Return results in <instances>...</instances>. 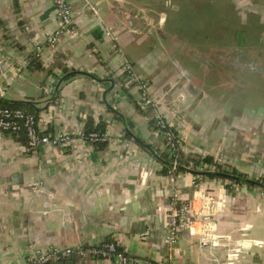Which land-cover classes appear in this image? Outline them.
<instances>
[{
  "label": "crops",
  "instance_id": "1",
  "mask_svg": "<svg viewBox=\"0 0 264 264\" xmlns=\"http://www.w3.org/2000/svg\"><path fill=\"white\" fill-rule=\"evenodd\" d=\"M70 2L79 35L65 34L52 48L45 40L58 26L53 0H0V95L36 102L32 115L48 135L84 130L88 117L104 120L109 142L103 149L79 140L68 147L47 145L30 151L19 135L0 136V264H19L35 247L109 242L139 258L138 264H264V195L245 184L204 178L212 202L202 196L194 199V206H203L211 220L198 222L192 230L180 229L177 243L168 242L173 201L192 200L195 175L165 173L166 164L146 146L161 157L166 150L150 126L153 115L139 109L122 89L124 59L151 79L161 112L188 151L220 162L224 149L229 157L225 164L236 169V161H242L233 149L236 136L225 139L229 130L204 126L194 112V86L178 77L166 79L173 53L164 52L160 44L146 49L155 31L152 26L165 29L170 22L175 33L169 13L177 6L167 0ZM156 13L151 26L148 17ZM136 15L140 21L135 22ZM37 45L43 47L37 57L41 68L31 71L27 65ZM155 64L162 78H153ZM71 72L75 74L61 82L56 97L47 103L58 82ZM193 113L202 124L199 130L190 119ZM251 167L264 176L263 161ZM145 231L149 235L141 236ZM71 259L75 264H117Z\"/></svg>",
  "mask_w": 264,
  "mask_h": 264
},
{
  "label": "rangeland",
  "instance_id": "2",
  "mask_svg": "<svg viewBox=\"0 0 264 264\" xmlns=\"http://www.w3.org/2000/svg\"><path fill=\"white\" fill-rule=\"evenodd\" d=\"M167 1L177 6L169 13L176 31L170 29V22L165 29L153 27L151 18L156 19L159 13L150 14L148 23L155 31L146 49L160 44L164 52L173 53L166 79L178 77L194 86L197 98L192 106L198 105L190 109L200 115L204 126L220 125L229 130L225 139L236 136L233 149L242 155V161H236L239 171L250 179L263 181L264 176L257 175L251 166L264 162V0ZM136 20L140 21L137 15ZM165 59L168 60L166 56ZM153 66L156 71L153 78H162L157 64ZM136 72L151 85L147 75L138 69ZM155 101L160 110L161 101L156 98ZM145 112L151 115L152 109ZM189 116L199 130L202 124L196 123L197 116L194 113ZM227 158L228 152L220 149L219 163L225 164ZM244 162L251 168L243 169ZM227 181L231 186L238 184ZM256 189L264 195L263 188Z\"/></svg>",
  "mask_w": 264,
  "mask_h": 264
},
{
  "label": "built area",
  "instance_id": "3",
  "mask_svg": "<svg viewBox=\"0 0 264 264\" xmlns=\"http://www.w3.org/2000/svg\"><path fill=\"white\" fill-rule=\"evenodd\" d=\"M56 7L58 26L52 31L45 40V44L55 48L60 43L63 35L69 34L71 36L79 35V29L75 25L73 7L70 0H53ZM107 35H110L111 31L107 30ZM43 47L37 45L35 47L34 55L38 57L42 52ZM123 71L125 75V84L134 85L140 93V103L143 110L152 109L153 115L157 125L160 128L166 127V119L164 114L159 110L158 104L151 92V85L149 81L143 79L136 72L133 64L128 60L123 61ZM24 130L27 136V148L28 150H37L47 145H54L58 147H68L77 141L84 142H106L109 141V135L107 132L98 133L90 132L86 134L84 130L78 132H71L67 130H59L55 135H48L41 131L38 126L37 119L30 114H27L22 109H12L0 107V136L4 134H11ZM165 143L166 147H175L177 142L181 143V139L177 129L172 125L171 129L163 131L162 135L159 131H155ZM203 178L196 176L192 181L193 190L195 191L192 200L178 203L176 199L173 201V213L169 223V235L168 242L170 245H174L178 241V232L180 229L192 230L196 227L198 222L203 220H211L208 213H205L202 208H196L194 206V199L201 198L203 196L204 201L212 202V198L206 192L205 186L202 184ZM209 206L212 204H208ZM149 231H145L141 236L149 235ZM82 259H106L111 260L117 264H138L141 260L125 253V251L118 248L113 243H93L84 246L77 247H59L52 246L46 249L33 248L32 254L29 258L19 264H51L54 262L63 261L71 258ZM145 264H161L154 261H145Z\"/></svg>",
  "mask_w": 264,
  "mask_h": 264
},
{
  "label": "trees",
  "instance_id": "4",
  "mask_svg": "<svg viewBox=\"0 0 264 264\" xmlns=\"http://www.w3.org/2000/svg\"><path fill=\"white\" fill-rule=\"evenodd\" d=\"M27 68L30 69L31 71L40 69V63L39 59L35 55H31L29 57V62L27 65ZM122 89L127 93L128 98L134 102V104L141 110V103H140V93L141 90H138L134 85H123ZM0 107L3 108H12V109H22L24 110L27 114L32 115V108L31 106L27 105H22V104H12V103H7L3 100L0 99ZM145 111V110H144ZM150 111V109L146 110ZM150 126L154 129V131H159V134L162 135L163 131L171 129L172 124L169 123L168 121L166 122V127L165 128H160L156 121L154 119L150 120ZM107 131V122L102 120L99 122H96L92 117H88L85 124H84V132L86 134L90 132H98V133H105ZM13 135H19L21 141L23 142H28L27 136L25 134V131L19 130L18 132L11 133ZM181 143L177 142V145L173 148L171 147H166V150L164 152H161L162 157L167 161V163H178L181 165H184L186 167H189L194 170H203V171H208L211 172V175L208 176H201L203 179L204 178H209V179H221V180H229L226 177L222 176V174H233L236 176H239L241 179L242 178H248L246 174L243 172L239 171L235 167H232L228 164H223L217 162L213 156L211 155H202L198 153H194L191 151H188L182 142V140H179ZM109 141L106 142H93L92 144L96 145L98 149H103L106 147ZM142 146H145L144 143L140 142L139 143ZM184 170L179 169V168H173L172 166L166 164L165 165V170L164 172H182ZM218 173V174H217ZM197 176V175H196ZM235 181L233 180L234 183L238 184H245L250 187H258L255 184L251 183H243L241 181ZM259 182H262L264 184V180H258ZM264 190V189H263ZM52 264V263H51Z\"/></svg>",
  "mask_w": 264,
  "mask_h": 264
},
{
  "label": "water",
  "instance_id": "5",
  "mask_svg": "<svg viewBox=\"0 0 264 264\" xmlns=\"http://www.w3.org/2000/svg\"><path fill=\"white\" fill-rule=\"evenodd\" d=\"M4 69V67H2ZM4 71V70H2ZM75 74V72H71V73H68L67 75H65L63 77V79H61L57 86H56V90H55V93L53 94V96L51 97V99H49V101H47V103L51 102V100H53L55 97H56V92L58 91L59 87H60V84L61 82L66 79L67 77L71 76ZM0 99L7 102V103H12V104H22V105H27V106H31V107H34V108H37L36 105L37 103L34 102V101H31V100H20V99H9V98H5L3 97L2 95H0ZM128 130V129H127ZM129 131V130H128ZM130 134L132 135V137H134L135 140L137 141H141L139 139V137H137L136 135H134L133 133L130 132ZM146 146L148 147V149L151 151V153L160 161H162L163 163L165 164H168L170 166H172L173 168H179V169H182L186 172H189L191 174H194V175H197V176H208V175H211L212 173L211 172H208V171H203V170H194V169H191L189 167H186L184 165H181V164H178V163H167V161L165 159H163L161 156L158 155V153L154 150V148L148 144H146ZM218 174V173H217ZM222 176L226 177L227 179L229 180H235V181H239L241 178L239 176H236V175H233V174H222ZM241 181L243 183H251V184H255L257 185L258 187H261L264 189V184L259 182L258 180H254V179H250V178H242ZM76 263V260L75 259H66V260H63V261H59V262H54L52 264H75Z\"/></svg>",
  "mask_w": 264,
  "mask_h": 264
}]
</instances>
